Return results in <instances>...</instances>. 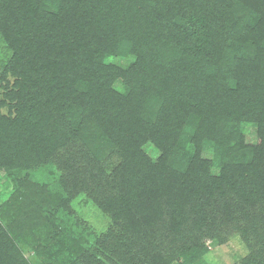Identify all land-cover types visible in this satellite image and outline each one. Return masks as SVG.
Returning a JSON list of instances; mask_svg holds the SVG:
<instances>
[{
	"label": "trees",
	"instance_id": "obj_1",
	"mask_svg": "<svg viewBox=\"0 0 264 264\" xmlns=\"http://www.w3.org/2000/svg\"><path fill=\"white\" fill-rule=\"evenodd\" d=\"M0 37V264H264V0H0Z\"/></svg>",
	"mask_w": 264,
	"mask_h": 264
},
{
	"label": "rangeland",
	"instance_id": "obj_2",
	"mask_svg": "<svg viewBox=\"0 0 264 264\" xmlns=\"http://www.w3.org/2000/svg\"><path fill=\"white\" fill-rule=\"evenodd\" d=\"M9 54L10 53L5 46V43L0 37V61L6 60ZM7 111V108H2V112L6 113ZM248 132V140L254 141V128L249 127ZM146 151L151 156L155 157L158 155V151L155 150L152 145L146 146ZM13 189L14 184L11 177L3 172H0V204L9 197ZM210 251V264H234L237 260H239L246 254L247 249L239 238H234L225 245H210ZM25 254L31 258H34V256L29 251H26Z\"/></svg>",
	"mask_w": 264,
	"mask_h": 264
}]
</instances>
